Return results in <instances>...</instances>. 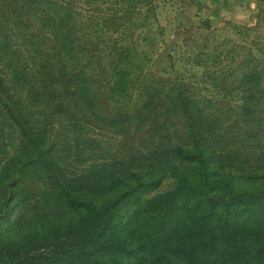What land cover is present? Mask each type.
Instances as JSON below:
<instances>
[{"label":"trees","instance_id":"16d2710c","mask_svg":"<svg viewBox=\"0 0 264 264\" xmlns=\"http://www.w3.org/2000/svg\"><path fill=\"white\" fill-rule=\"evenodd\" d=\"M117 3L0 0V140H21L0 175V264H264L259 64L237 78L240 104L179 78L112 112L128 47L90 38L112 33Z\"/></svg>","mask_w":264,"mask_h":264},{"label":"rangeland","instance_id":"374dc122","mask_svg":"<svg viewBox=\"0 0 264 264\" xmlns=\"http://www.w3.org/2000/svg\"><path fill=\"white\" fill-rule=\"evenodd\" d=\"M131 1L126 4L118 0V20L111 34L100 29L91 33L90 38L93 41L98 36L105 40L111 35L119 46L128 47L126 60L120 65L124 75L110 73L108 77L114 85L113 90L106 89V104L112 112L130 111L142 105L143 83L163 79L180 78L189 83L194 95L215 96L219 102L240 104L242 94L235 88L237 78L256 64L264 74V0ZM221 71L227 72L220 75ZM53 127L60 138L67 132L61 121L55 120ZM104 136L106 139V133ZM117 139L103 141L114 145ZM20 141L0 140V175L7 154L19 150ZM57 141L61 145L69 142ZM26 176L28 185L34 186L32 176ZM172 184V180L164 181L159 191ZM24 212H31L30 217L25 214L24 220H28L35 211ZM1 226L11 236L25 232L24 225L11 226L3 221Z\"/></svg>","mask_w":264,"mask_h":264},{"label":"crops","instance_id":"0c3cea01","mask_svg":"<svg viewBox=\"0 0 264 264\" xmlns=\"http://www.w3.org/2000/svg\"><path fill=\"white\" fill-rule=\"evenodd\" d=\"M213 1H216V2L218 1L219 2L220 0H213Z\"/></svg>","mask_w":264,"mask_h":264}]
</instances>
